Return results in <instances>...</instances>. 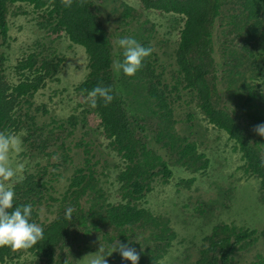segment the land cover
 Masks as SVG:
<instances>
[{
  "label": "trees",
  "instance_id": "16d2710c",
  "mask_svg": "<svg viewBox=\"0 0 264 264\" xmlns=\"http://www.w3.org/2000/svg\"><path fill=\"white\" fill-rule=\"evenodd\" d=\"M102 2L0 0V131L20 135L33 159H60L54 167L70 169L77 117L44 122L37 121L31 109L25 111L39 91L61 81L65 59L46 42L55 36L69 40L70 48L85 50L88 73L75 89L76 105L98 116L108 140L105 153L83 144L84 164L60 194L54 184L61 174L50 173L48 166H35L13 182L14 204H32V219L43 228V239L29 249L0 247V264H80L89 248L111 252L117 241L136 250L138 264H162L178 233L168 216L148 207L147 199L154 184L170 183L180 166L187 175L180 185L186 187L196 182L187 171L207 174L211 160L200 151V138L209 133L202 123L212 132L218 130V140L222 134L233 143L241 155V170L259 182L258 203L264 206V136L254 131L264 124V0H104V11ZM15 4L29 8L39 30L47 34L37 36L35 50L18 62L20 80L14 84L5 73L4 49L10 39V6ZM152 13L172 16L164 26L174 35L172 44H152L157 26L142 20ZM122 37L153 49L131 77L119 68ZM98 86L111 87L114 99L109 104L100 100L92 108L88 92ZM82 125L87 127V120ZM115 183L113 202L108 185ZM229 194L221 192L223 208L228 207ZM44 206L50 221L41 215ZM68 207L73 209L71 217L65 215ZM216 208L204 204L195 211L210 221ZM262 236L264 226L259 231L219 222L200 245L192 243L183 263L232 264L238 251L240 256L253 252ZM107 252L106 264H132L118 251ZM241 264H264V256L256 252Z\"/></svg>",
  "mask_w": 264,
  "mask_h": 264
},
{
  "label": "rangeland",
  "instance_id": "374dc122",
  "mask_svg": "<svg viewBox=\"0 0 264 264\" xmlns=\"http://www.w3.org/2000/svg\"><path fill=\"white\" fill-rule=\"evenodd\" d=\"M16 5L10 6L12 7L9 18L10 39L8 41L9 46L4 49L8 57L6 74L10 82L14 84L20 80V76L17 73L18 62L25 58L30 50H35L34 45L37 44V36L45 37L47 34L45 31L39 30L37 20L34 14L29 12V8L23 7L20 9ZM102 5V11H104V0ZM103 15L105 14L103 13ZM171 17L160 13H152L150 17L145 15L142 18L143 21L150 19L157 26L158 32L154 35L151 41L152 44L155 45L167 40H170L171 44L173 43L174 35L168 34L169 28L166 29L164 27L167 26L166 24ZM49 38L52 40L46 41L48 45H53L55 51L59 52L65 59L64 67H61L62 73L59 75L61 81L51 82L45 89L39 91L30 100L31 105L25 107V111L29 112V109H31L32 114H37L35 116L36 120L44 122H50L56 118L66 120L71 115L77 117L79 125L71 140L72 162L67 172L61 169L57 170L54 166L59 165L60 159L53 158L51 162H49V158L42 156L33 159V156L30 155L31 152L26 146L22 152L23 155L21 153L18 160L25 163V171L33 172L30 169L35 166L39 168L48 166L50 173L56 171L61 174L54 184L60 194L68 185L69 177L74 173L75 169L84 164L83 144L89 143L94 148L98 146L105 153L108 140H106L101 127H99L98 116L90 108H87L85 112L83 108H79L76 105L79 100L75 95V89L85 80V75L88 73V56L85 50L79 46L70 48V41L65 37L50 36ZM51 41H54V43L51 44ZM124 99L129 105L125 93ZM181 113L183 114L184 111ZM83 120H87V127L82 125ZM202 125L208 129L207 133H209L208 136H201L200 138V151L205 153L211 160V167L207 174L198 176L187 171L188 176L192 179L195 177L196 182L191 187H186L180 185V180L187 177L186 171H183L184 167L180 166V169L176 168L177 170L175 169V171L173 167L174 176L170 183L156 182L154 184L156 188L154 193L147 199L148 207L157 211V214L168 216L171 220V225L178 233V238L174 242L170 255L163 260L162 264H184L183 256L185 251L190 248L192 252V243L200 245L201 239L208 235L212 227L219 222L242 228L263 230L264 206L258 203V180L250 178L241 170L240 166L243 164L241 155L234 149L233 143L229 142L226 136L220 134V140H218L216 137L219 134L217 133L218 130H215L212 126V129L215 130V132H212L211 128L207 127L206 124L202 123ZM201 134L204 135L205 133L202 132ZM77 143L81 144V146H77ZM93 154L94 152L90 158L94 163L96 159ZM109 180L112 182L113 177H109ZM116 186L117 183H115L114 187L108 185L112 193L113 202L116 201ZM223 190L230 192L227 208L222 206L223 198L221 192ZM204 204L211 206V208L217 206L215 214L210 221H205L195 211L196 208ZM41 215L48 221L52 219V215L45 206L42 208ZM251 251L253 252L247 256H240L241 252L238 251L237 253L239 254L236 253L233 256L232 264H241V262H246V260L250 261L252 260V255H255L256 252L264 256L263 236L257 240L254 249ZM101 254V252L97 250L94 252L92 248H89V250L85 251V258L81 264H92V261Z\"/></svg>",
  "mask_w": 264,
  "mask_h": 264
},
{
  "label": "clouds",
  "instance_id": "9594fccd",
  "mask_svg": "<svg viewBox=\"0 0 264 264\" xmlns=\"http://www.w3.org/2000/svg\"><path fill=\"white\" fill-rule=\"evenodd\" d=\"M66 2L70 4L71 0ZM118 46L123 50V60L119 68L124 75L130 77L142 69L144 61L153 53L151 47L142 45L132 37L120 38ZM112 93L111 87L98 86L90 90L88 92L90 107L96 108L100 100L105 104L111 103L114 99ZM254 131L264 136V124L257 125ZM23 151L24 142L20 135L0 131V247H8L12 251L32 248L43 239L44 232L43 228L32 219V204H14L15 190L12 184L18 181L25 171V163L18 160ZM72 212L73 209L68 207L65 212L66 217H71ZM111 248V252L100 248L99 252L102 254L94 259L92 264H106L104 253L111 255L117 251L123 260L138 264L139 254L134 248L119 241L113 243Z\"/></svg>",
  "mask_w": 264,
  "mask_h": 264
}]
</instances>
